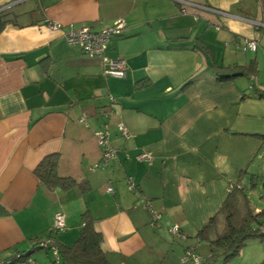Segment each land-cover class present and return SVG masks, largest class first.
Returning a JSON list of instances; mask_svg holds the SVG:
<instances>
[{"label": "crops", "instance_id": "0c3cea01", "mask_svg": "<svg viewBox=\"0 0 264 264\" xmlns=\"http://www.w3.org/2000/svg\"><path fill=\"white\" fill-rule=\"evenodd\" d=\"M184 1L185 12L180 0H0L11 18L0 29V260L19 251L49 264L48 252L35 245L54 213L66 216L55 242L69 245L88 210L110 264H187L185 248L195 251L202 241L196 233L228 184L258 178L264 0ZM117 18L126 28L108 41L105 55L123 59L124 78L104 75L101 57L87 56L63 35L83 26L99 30ZM54 22L61 28L48 26ZM247 38L257 39L256 50L236 47ZM252 62L254 77L240 74L247 83L217 75ZM119 123L129 137L118 132ZM100 127L116 157L92 169ZM141 151L151 163L135 158ZM51 153L59 154L58 174L79 185L64 190L40 182L34 168ZM142 197L159 213L158 226L149 225ZM172 224L185 239L171 235Z\"/></svg>", "mask_w": 264, "mask_h": 264}, {"label": "trees", "instance_id": "16d2710c", "mask_svg": "<svg viewBox=\"0 0 264 264\" xmlns=\"http://www.w3.org/2000/svg\"><path fill=\"white\" fill-rule=\"evenodd\" d=\"M8 15V12L0 11V29L11 21ZM219 68H227V66ZM256 72L257 69L252 62L241 73L250 74V77L253 78ZM231 74L220 75L217 73L221 78L232 77L233 75ZM260 95L264 96V93ZM262 140H264V136H262ZM58 160L59 154L51 153L44 156L37 163L34 173L40 182L48 187H59L64 190L79 185L74 178L58 174ZM262 177L264 176L260 174L257 179L251 178L248 181V186L240 181L231 183L232 187L227 191L218 210L208 219L202 229L196 233V237L202 241H206L210 248L209 255L205 259L201 258L199 264H215L217 256L220 255L226 261L240 252L249 237H264V208L252 207L246 194L247 188L256 187L261 182ZM80 219L82 227L78 236L71 244L55 242L58 248V257L57 259L54 258L53 262L55 264H110L105 251L101 247L103 240L102 233L95 227L94 219L89 211L84 210L80 215ZM51 235L49 231L44 237ZM56 235H52L53 239ZM41 238H38L36 241L35 246L37 248V242ZM18 253L21 256H27L26 253L15 251L4 259ZM261 264H264V261Z\"/></svg>", "mask_w": 264, "mask_h": 264}, {"label": "built area", "instance_id": "2783aa9c", "mask_svg": "<svg viewBox=\"0 0 264 264\" xmlns=\"http://www.w3.org/2000/svg\"><path fill=\"white\" fill-rule=\"evenodd\" d=\"M183 7L182 12H185L187 1L180 0ZM255 26H259L260 22L253 21ZM48 26L52 29H59L61 25L59 23H48ZM126 28V22L123 18H117L111 25L102 27L99 30H92L87 26L80 27L78 29H65L63 30V35L68 43L76 44L80 47L81 51L87 56L94 57L98 56L102 58L103 61V73L108 77L114 78H124L126 76V66L123 59L119 58H109L105 55V50L108 41L115 36H120L124 29ZM236 47L244 52L246 50L254 51L257 47V39L247 38L243 44L236 43ZM85 114H82L80 121H85ZM118 132L125 138L130 136L127 127L123 123L118 124ZM94 135L97 140L98 147L100 149V159L97 163H94L91 168H104L107 164L114 160L116 157V150L110 143L109 133L105 128H98L94 131ZM135 158L137 160H144L147 163H151L153 160L152 156L148 152L141 151L136 154ZM126 184L130 190L136 188L132 177H126ZM232 184L229 183L227 186V191L230 190ZM107 192H113L111 186L106 187ZM141 205L149 214V225L151 227L158 226L159 213H157L150 205V201L146 197H142ZM66 216L62 211H56L53 215V222L50 229L52 235L60 233L66 228L65 222ZM169 232L176 239H185V233L180 229L178 224H172L169 228ZM48 236L38 240L37 246L41 249H48L51 251L55 259L58 257V248L53 239V237ZM182 263L192 262L193 264H199L201 258L195 255L193 247H187L181 257ZM0 264H38L35 259L30 256H21L19 253L14 254L7 259L0 260Z\"/></svg>", "mask_w": 264, "mask_h": 264}, {"label": "rangeland", "instance_id": "374dc122", "mask_svg": "<svg viewBox=\"0 0 264 264\" xmlns=\"http://www.w3.org/2000/svg\"><path fill=\"white\" fill-rule=\"evenodd\" d=\"M239 80L246 81V75L238 76ZM260 157L255 159V163L257 164H264V147H262L259 151ZM259 174H264V169L260 171ZM247 184V183H246ZM261 183L257 184L254 188H247L246 194L250 201V204L253 206H257L259 208H264V190L260 185ZM249 184H247L248 186ZM192 239V237H191ZM196 245L195 254L197 256H208L210 253L209 244L204 241H200ZM43 249H39L42 251ZM48 252V263L55 264L53 261L54 257L50 250H44ZM264 261V237L259 236H251L246 240V244L241 248L240 252L227 259L226 261L223 260L222 256H217L215 264H261ZM187 264H193L192 262H188Z\"/></svg>", "mask_w": 264, "mask_h": 264}, {"label": "water", "instance_id": "95a60500", "mask_svg": "<svg viewBox=\"0 0 264 264\" xmlns=\"http://www.w3.org/2000/svg\"><path fill=\"white\" fill-rule=\"evenodd\" d=\"M240 74H242V73L241 72H234L231 75L235 76V75H240ZM262 176H264V174H262ZM260 183H261L260 185L262 187V190H264V177H262V180Z\"/></svg>", "mask_w": 264, "mask_h": 264}]
</instances>
